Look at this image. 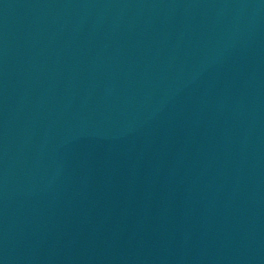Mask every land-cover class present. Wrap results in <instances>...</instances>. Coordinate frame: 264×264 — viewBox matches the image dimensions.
Returning a JSON list of instances; mask_svg holds the SVG:
<instances>
[{
	"label": "water",
	"instance_id": "1",
	"mask_svg": "<svg viewBox=\"0 0 264 264\" xmlns=\"http://www.w3.org/2000/svg\"><path fill=\"white\" fill-rule=\"evenodd\" d=\"M121 264H264V0H140Z\"/></svg>",
	"mask_w": 264,
	"mask_h": 264
}]
</instances>
